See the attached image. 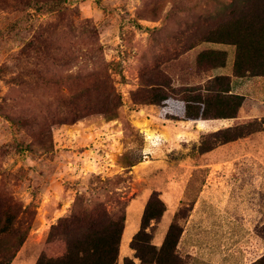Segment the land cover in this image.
Returning a JSON list of instances; mask_svg holds the SVG:
<instances>
[{"label":"rangeland","instance_id":"obj_1","mask_svg":"<svg viewBox=\"0 0 264 264\" xmlns=\"http://www.w3.org/2000/svg\"><path fill=\"white\" fill-rule=\"evenodd\" d=\"M49 1L0 0V213L29 229L15 264L60 254L53 228L98 210L126 217L123 264L153 192L164 212L145 232L157 249L175 223L183 264L260 258L264 129L201 152L235 121L167 120L144 94L160 72L175 87L215 75L197 72L188 47L220 20L224 0H66L47 12ZM231 79L245 97L241 119L264 121V78Z\"/></svg>","mask_w":264,"mask_h":264},{"label":"trees","instance_id":"obj_2","mask_svg":"<svg viewBox=\"0 0 264 264\" xmlns=\"http://www.w3.org/2000/svg\"><path fill=\"white\" fill-rule=\"evenodd\" d=\"M49 3L47 12H58L66 7V0H50ZM222 3L220 20L196 39L188 51H194L205 42L232 45L235 47L232 76L264 77V0H224ZM35 10L40 11V8ZM225 62V51L202 49L196 52L193 66L200 74L223 67ZM231 78L211 75L204 83L175 87L171 78L160 72L159 82L152 81L146 85L144 94L147 103L168 109L164 114L167 120L233 119L232 126L211 133L201 141L200 151L208 152L218 144H226L264 129L262 120L241 119L245 97L232 92ZM101 112L108 113V110L102 108ZM135 157L129 166L141 161V156L136 154ZM163 212L159 195L153 192L143 211L140 227L129 244L134 255L124 257L123 264H183L176 252L181 230L175 223L169 227L160 248L148 241L146 228ZM125 221L124 214L109 217L105 210L73 214L53 228L62 238L63 251L53 256L42 251L34 264H118ZM28 231V228H21L18 216L0 213V264H11ZM251 264H264V254Z\"/></svg>","mask_w":264,"mask_h":264},{"label":"crops","instance_id":"obj_3","mask_svg":"<svg viewBox=\"0 0 264 264\" xmlns=\"http://www.w3.org/2000/svg\"><path fill=\"white\" fill-rule=\"evenodd\" d=\"M204 45L205 48H200L202 47V45ZM228 46H232V45H225V44H219V43H210V42H205L202 43L201 45H199L195 50L198 51L199 49H213V50H219V51H225L226 52V62L225 65L223 67H217L214 68L213 71L215 73L214 76L216 75H224V76H230L232 78H235L233 76H231V73H224L223 70H233V62H234V54H235V47L233 48H229ZM255 78V77H254ZM259 78H264V77H259ZM236 79H244V78H236ZM238 94V93H237ZM245 104V101H244ZM243 104V107H244ZM243 108L241 110V114H242ZM242 116V115H241ZM249 118H257V116H251ZM224 120V119H222ZM198 123L201 121H197ZM17 261V257L13 259V261L11 262V264H15Z\"/></svg>","mask_w":264,"mask_h":264},{"label":"bare ground","instance_id":"obj_4","mask_svg":"<svg viewBox=\"0 0 264 264\" xmlns=\"http://www.w3.org/2000/svg\"><path fill=\"white\" fill-rule=\"evenodd\" d=\"M149 136V135H148Z\"/></svg>","mask_w":264,"mask_h":264}]
</instances>
